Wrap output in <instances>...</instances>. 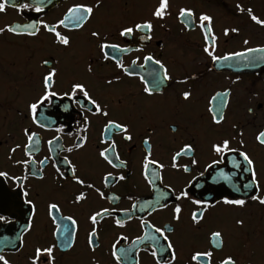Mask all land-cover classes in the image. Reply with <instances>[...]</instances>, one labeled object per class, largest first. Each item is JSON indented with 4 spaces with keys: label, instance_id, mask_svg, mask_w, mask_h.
Returning a JSON list of instances; mask_svg holds the SVG:
<instances>
[{
    "label": "flooded vegetation",
    "instance_id": "obj_1",
    "mask_svg": "<svg viewBox=\"0 0 264 264\" xmlns=\"http://www.w3.org/2000/svg\"><path fill=\"white\" fill-rule=\"evenodd\" d=\"M11 2L9 0L6 13H0V28L37 18L55 23L62 18L68 7L82 0H44L45 12L40 14L17 12L10 6ZM83 2L92 4L95 0ZM237 3L252 8L255 15L264 19V0H170L169 14L163 20L153 19L151 40L140 41L138 37L142 33H136L130 38H119L117 29L133 21L151 18V12L158 0H101L100 7L94 10L93 18L83 28L72 32L58 29L71 38V46L67 49L55 45L52 35L43 30L34 38L14 36L7 32L0 34V170H7L10 175H22V167L14 165L13 162L25 158L23 150L11 153V160L8 156L10 148L26 142L23 136L25 127H30L40 136L39 150L35 153L37 161L49 155L47 140L53 136L59 135L65 147L71 146L75 140V134L67 136L54 131L55 127L61 125H67L65 131L75 129L76 121L79 120L75 110L69 114L62 108L46 106L41 109L55 122L51 130L31 125L26 117V103L39 91L40 76L47 71L42 63L45 59L59 68V79L64 86L71 79L88 83L93 94L108 104L114 117L133 125L134 133L132 142H123L119 136L115 137L118 141L117 150L129 162L127 170L111 169L98 159L101 118L90 117L88 142L84 148L69 154L78 165L77 175L86 182L94 183L106 195L119 196L118 202L102 200L94 191L82 189L70 180L57 181L54 179L55 170L51 161L44 166L43 180L29 178L32 191L40 193L37 216L33 232L25 237V247L19 253L4 249L5 256L12 264H27L26 257L32 252L34 245L53 242L52 226L45 211V203L49 199L59 201L63 214H72L79 225L73 248L66 251L55 250V264H114L109 252L114 236L123 232L129 240L122 243L130 244L140 234L138 220L134 218L123 229L116 228L111 217L101 221L98 225L99 247L93 253L87 246V232L91 228L87 216L101 207L130 208L137 197L150 198V190L140 175L143 155L140 140L146 134V128L151 129L153 157L166 166L164 182L171 183L176 188L182 187L191 177L168 167L170 156L184 143H192L196 147L199 165L192 166V175L197 176L194 183H198L200 187H194L190 192L212 200L221 199L225 195L236 197L238 194L233 192L229 184L218 181V172L215 169L217 166L205 168V164L211 162L209 143L222 135H235L242 131L245 150L257 163L261 194L264 195V147L259 146L254 139L259 130H264V63L246 66L243 62L230 60L214 64L202 51L203 37L199 28L185 30L176 18L180 7H191L197 14L205 12L211 15L213 31L218 38L216 55L241 50L244 47L243 39L249 40V47L264 45V28L254 25L246 14L238 13L235 8ZM225 27H238L240 32L238 35L230 32L228 36H224ZM91 30L111 34L116 37V42L133 49H142L122 54L120 58L125 66L130 65L137 57L140 58L137 64L144 63L143 56L149 54L161 59L168 68L172 81L166 82L168 86L163 87L159 94L151 97L142 94L138 77L124 76L112 61L97 60L95 41L89 35ZM89 63L93 66L92 74L86 71ZM152 67L154 66L151 63L145 64L140 74L146 75ZM115 75H120L121 81L112 86L106 85L105 80ZM186 77V83H176ZM225 89L229 90V95L226 107L221 109L219 99L213 101L212 97ZM182 90L192 92L188 101H183L180 97L179 92ZM54 103L59 104L60 101L57 99ZM209 108L223 112L225 121L221 126L210 124ZM233 124L236 125L235 130L232 129ZM65 154L67 153H61ZM177 163L187 164L190 159L182 156ZM219 166L225 170L230 165ZM106 170L112 171L114 176L123 171L127 180L104 188L101 177ZM247 178L235 176L233 184L239 185ZM19 190L12 181L0 178V215L12 221L11 225L0 222V248L3 247L2 237L15 239L27 217V209L17 196ZM79 191H85L87 199L78 205L73 204V194ZM129 196L133 200H129ZM181 204V220L179 223L172 221L175 232L170 237L177 247L178 258L175 264H190L189 257L193 250H212L210 233L214 230L222 232L224 245L223 250H213L212 264H219V260L226 254L232 255L237 264H264V205L254 201H248L244 207L219 204L205 210L203 220L198 226H193L190 213L197 210L196 206L189 201H182ZM135 215L144 216L157 225L171 221L170 210L167 209L151 216L140 212ZM120 218H123L122 214ZM237 219L243 220L242 226L235 223ZM136 258L137 253L134 250L128 264H135ZM138 258L139 264H154L153 258L143 250L138 253Z\"/></svg>",
    "mask_w": 264,
    "mask_h": 264
},
{
    "label": "snow or ice",
    "instance_id": "obj_2",
    "mask_svg": "<svg viewBox=\"0 0 264 264\" xmlns=\"http://www.w3.org/2000/svg\"><path fill=\"white\" fill-rule=\"evenodd\" d=\"M100 3L101 0H95V3L92 4L82 0V2L73 3L68 7L62 18H59L55 23L48 22L43 18H37L24 23H16L15 25L7 24L0 28V34L7 32L14 36L34 38L43 30L52 35L55 45L67 49L71 46V38L67 34H62V31L58 29L72 32L83 28L93 18L94 10L100 7ZM10 6L17 12L30 11L37 14L45 12L44 0H25V2L12 0ZM8 7L9 0H0V13H6ZM169 7L170 0H158V4L153 7L151 12V18L121 25L117 29L118 37L130 38L136 33H142L138 37L140 41L151 40L153 19L163 20L169 14ZM235 8L238 13L246 14L254 25L264 28V19L255 15L252 8L244 7L240 3H237ZM176 18L185 30L199 28L203 37L202 51L214 64L219 61L227 62L230 60L243 62L246 66L264 63V45L249 47L250 42L248 39L242 40L244 47L241 50L216 55L218 38L213 31V17L211 15L205 12L197 14L191 7H180L177 10ZM230 32L238 35L240 29L238 27H225L223 29L224 36H228ZM89 35L95 41L97 60L102 62L112 61L124 76L138 77L142 85L140 89L142 94L148 97L159 94L162 92L163 87L168 86L166 82L172 81L173 78L161 59L149 54L143 56L144 63L137 64V60L140 59L137 57V59L131 61L130 65L125 66L120 58L121 55L133 50L142 51L141 48L133 49L130 46L123 45L116 42V37L108 33L102 34L99 30H91ZM42 63L47 71L40 76L39 91L26 103V117L30 120L31 125L39 129L51 130L55 122L51 121L49 116L41 109L46 106L56 109L62 108L64 112L69 114L72 110H75L79 116L75 129L65 131L67 125L57 126L54 129L56 133H63L67 136L75 134V140L71 146L65 147L61 143L59 135L53 136L52 139L47 140L49 155L37 161L35 153L39 150L40 136L36 131H32L30 127H25L23 128V136L26 142L23 145L16 144L9 149V160L12 159L11 153L23 150L25 158L13 162L14 165L22 167L23 173L22 175H10L9 171L0 170V178L12 181L20 189L17 196L27 209V217L24 224L20 226L19 233L15 239L10 240L7 236L2 237L3 247L0 248V264H12L11 260L5 256L4 249L7 248L10 251L19 253L25 247V237L34 230L40 193L32 191L29 178L43 180L44 166L50 161L52 168L55 170L54 179L57 181L70 180L82 189L86 188L94 191L102 200L119 201V196L115 194L106 195L94 183L86 182L84 178L77 175L78 165L70 158L69 154L84 148L88 142L87 132L91 127L90 117H97L102 120L97 145L98 159L110 166L111 169L127 170L129 166L128 160L123 159L117 150L118 141L115 137L119 136L123 142H132L134 137L133 125L128 121L114 117L109 110L108 104L102 102L93 94L88 83L80 79H71L64 86L59 79V68L52 66L47 59L43 60ZM148 63H151L154 67L146 75H141L140 70H143L145 64ZM86 71L89 74L93 73L92 63L87 65ZM187 79L186 77L183 80H177L176 83L184 84ZM237 80H239V77H237ZM120 81L121 76L115 75L106 79L105 84L112 86ZM179 95L183 101H188L192 97V92L182 90ZM228 95L229 90L225 89L223 92H217L212 97V100L219 99V107L222 109L226 107ZM57 99L60 101L59 104L54 103ZM208 111L211 114L210 124L212 126H221L225 121L223 112L213 108H209ZM235 128L236 125L233 124L232 129L235 130ZM145 132L146 134L140 140L143 151L140 161V175L150 190V198L140 199L137 197L130 208L117 209L113 206L112 208L101 207L99 210L92 211L87 216V221L91 226L90 231L87 232V246L91 252L95 253L99 247L98 225L101 221L111 217L114 226L123 229L128 222L135 218L139 222L140 234L136 235L130 244L125 245L122 243L129 240V237L123 232L113 238L109 252L114 264H128L134 250L137 253L135 264H139L138 253L141 250L147 252L153 258L154 264H175L178 258L177 247L170 237L175 232L172 221L179 223L181 220L182 201H189L197 208V210L190 213V220L193 226L200 224L204 218L205 210L219 204L244 207L248 201H254L264 205V195L261 194L262 188L257 163L249 152L245 150L244 133L242 131L235 135H222L209 143L208 152L210 153L211 162L206 163L205 168H212L222 164L230 165L233 169L232 172H225L223 168L218 167L217 179L229 184L233 192L238 194L236 197L225 195L221 199L216 200L204 199L190 192V189L200 187L198 183H194L197 181V176L192 175V166L199 165V159L196 156L197 149L192 143H184L179 150L170 156L168 167L182 171L191 177L182 187L176 188L171 183L164 182L166 166L153 157L151 129L146 128ZM237 136L240 138L237 139ZM254 139L259 146L264 147V130H259L255 134ZM61 153L67 154L61 155ZM182 156L189 157L190 163L178 164L177 160ZM33 165H39V167L33 168ZM237 172L247 174L248 177L239 185L233 184V177L236 176ZM202 174L200 173V175ZM126 180L127 176L123 171L119 175L114 176L112 171L106 170L101 177L104 188H109L114 183ZM59 186L63 187V185ZM86 199L87 193L79 191L73 194L71 202L78 205ZM128 199L133 200L131 196ZM166 209L170 210L171 221L163 225H157L150 219H145L144 216L135 215L136 212H140L151 216L153 213ZM45 211L52 226L51 235L53 242L34 245L32 252L26 257L27 264H55V250L66 251L73 248L75 244L79 228L78 220L72 214H63L59 201L55 199L46 201ZM121 214L123 218H120ZM0 222L9 225L12 223L4 215H0ZM235 223L242 226L243 220L237 219ZM223 245L222 232L219 230L211 231L210 249L212 250H193L189 257L190 264H212L213 250H223ZM219 264H237V262L232 255L226 254L219 260Z\"/></svg>",
    "mask_w": 264,
    "mask_h": 264
},
{
    "label": "water",
    "instance_id": "obj_3",
    "mask_svg": "<svg viewBox=\"0 0 264 264\" xmlns=\"http://www.w3.org/2000/svg\"><path fill=\"white\" fill-rule=\"evenodd\" d=\"M218 167H220V166H217V168H215L216 171H217ZM229 167H230V168H229ZM229 167L226 168L224 171H225V172H232L233 169L231 168V166H229ZM220 168H221V167H220ZM212 174H213V170H212V172H211V175H212ZM211 175H210V176H211ZM236 177H243V178H246V177H247V174H243V173L237 172Z\"/></svg>",
    "mask_w": 264,
    "mask_h": 264
}]
</instances>
